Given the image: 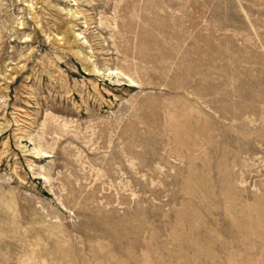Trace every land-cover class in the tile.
<instances>
[{"label": "rangeland", "instance_id": "obj_1", "mask_svg": "<svg viewBox=\"0 0 264 264\" xmlns=\"http://www.w3.org/2000/svg\"><path fill=\"white\" fill-rule=\"evenodd\" d=\"M0 264H264V0H0Z\"/></svg>", "mask_w": 264, "mask_h": 264}, {"label": "bare ground", "instance_id": "obj_2", "mask_svg": "<svg viewBox=\"0 0 264 264\" xmlns=\"http://www.w3.org/2000/svg\"><path fill=\"white\" fill-rule=\"evenodd\" d=\"M72 28H73V27H72ZM72 28H71V29H72ZM71 29H70V30H71ZM70 30H69L68 32H70ZM68 34H69V33H68ZM86 61H87V60H86ZM111 74H118V72H117V71H116V73H115V72H113V73L111 72ZM132 83H133V82H132ZM134 83H135V82H134Z\"/></svg>", "mask_w": 264, "mask_h": 264}]
</instances>
